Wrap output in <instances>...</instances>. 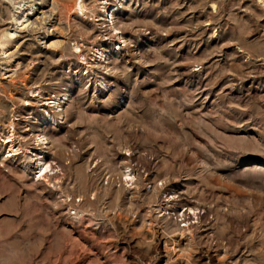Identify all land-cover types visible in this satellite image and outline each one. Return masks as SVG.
I'll return each instance as SVG.
<instances>
[{"label": "rangeland", "instance_id": "rangeland-1", "mask_svg": "<svg viewBox=\"0 0 264 264\" xmlns=\"http://www.w3.org/2000/svg\"><path fill=\"white\" fill-rule=\"evenodd\" d=\"M75 1L0 0V264H264V0H107L115 52L102 0ZM51 93L71 98L53 121Z\"/></svg>", "mask_w": 264, "mask_h": 264}, {"label": "bare ground", "instance_id": "bare-ground-1", "mask_svg": "<svg viewBox=\"0 0 264 264\" xmlns=\"http://www.w3.org/2000/svg\"><path fill=\"white\" fill-rule=\"evenodd\" d=\"M85 1V0H84ZM98 1V0H97ZM123 1H125V0H123ZM81 2H82V0H81ZM81 2H78V3H76V1H75V4H74V9L75 10H79L80 12H81V14H83V12H82V10H83V8H84V4L83 3H81ZM86 2V1H85ZM108 2V1H107ZM118 2L119 3H121V1H119L118 0ZM118 3V4H119ZM95 4V3H94ZM122 4V3H121ZM89 5H90V3H89ZM73 7V6H72ZM89 8V7H88ZM87 8V9H88ZM97 8V7H96ZM104 8V7H103ZM86 8H85V10H87ZM92 10V9H91ZM93 10H94V8H93ZM92 12V11H91ZM94 12V11H93ZM94 16H96L95 14H93ZM95 20H97V18H94ZM112 22V21H111ZM99 26V25H98ZM112 28L113 29H115L116 27H115V23L114 22H112ZM97 27V26H96ZM111 28V27H110ZM112 28H111V30H112ZM119 28V27H118ZM85 47V46H84ZM84 50V49H83ZM82 49L80 50L81 51V53L79 54V56L80 55H82V53L84 52ZM95 52L96 53H99L100 51H99V49L98 48H95ZM105 54V59L107 58V62H108V59H110L111 57V55H112V51H108V52H105L104 53ZM95 57V59H96V57H97V54H96V56H94ZM83 58H85V59H87L86 58V56L85 57H83ZM94 60V59H93ZM85 63H88L89 65H86L85 66V68H87V66H93V65H91L90 63H89V61L87 60ZM107 65V64H106ZM107 66H109V65H107ZM106 69H107V67H106ZM42 91V90H41ZM39 92H40V90H39ZM70 96V94H67V93H64V94H61V95H58L57 97H58V104H55L54 102H52V104H49V102L50 101H47V100H45L46 99V97L44 98V99H41V100H43V102L41 103L42 104V107H43V110L44 111H46L47 112V116L49 117V120H51V121H53L54 119H55V117H59V115L61 116V115H64V112H65V110H64V107H65V105L67 104V101L68 100H70L71 98L69 97ZM44 97V96H43ZM70 98V99H69ZM31 100L32 101H34V99L32 98V96H31ZM27 104H29V102L27 103ZM31 104V103H30ZM34 105H35V103H34ZM37 105V104H36ZM37 107V106H36ZM39 107H40V105H39ZM38 107V108H39ZM62 118V117H61ZM56 122V121H55ZM20 124H21V122H16V125H17V131L15 132V130L16 129H14L13 128V125H15V123L14 122H10V124L8 125V127H6L5 125L2 127V128H4L3 129V131H4V133L5 134H8L9 133V136H8V141H7V143H11V146L9 147V149H8V152L9 153H11V154H9V155H11V156H13V155H15V154H17L16 152L19 150V149H23V148H21V145H20V143H16V137L18 138V139H24V142H28V139H26L28 136H25L24 135V132L22 131H19V129H20ZM11 126V127H10ZM41 128V127H40ZM32 130V128L30 129V127H28V128H26L25 129V131H31ZM27 132V133H28ZM17 135V136H16ZM33 135H34V142H33V144L31 143V146L33 147L31 150H30V154H31V156L29 157V158H31L35 163H36V169H35V171H36V174H35V176H36V178H42V179H46V180H48V179H50V178H58V176H59V174L61 173V169L59 168V166L58 165H56L57 163H54L50 158V154H51V151H50V149H51V145L49 144V141H48V139H47V137H45V135H42V131L38 128H36L35 127V129H34V133H33ZM15 136V137H14ZM5 141V140H4ZM21 141V140H20ZM6 142V141H5ZM19 142V141H18ZM23 143V142H22ZM21 143V144H22ZM46 149H49V151L48 150H46ZM21 151V150H20ZM7 157V156H6ZM30 159V160H31ZM126 167V166H125ZM125 174V170L122 168V171H121V173H120V176H121V178L123 177V175ZM126 174H130L129 172L127 173L126 172ZM60 180V179H59ZM56 181H58V180H56Z\"/></svg>", "mask_w": 264, "mask_h": 264}, {"label": "built area", "instance_id": "built-area-1", "mask_svg": "<svg viewBox=\"0 0 264 264\" xmlns=\"http://www.w3.org/2000/svg\"><path fill=\"white\" fill-rule=\"evenodd\" d=\"M101 3L103 4V7H104V9L102 10L103 11L102 20H104V22H105L104 26H106V27L110 26L112 28L113 27L112 22H114L113 21L114 14L117 12V8H118L117 4L116 3L115 4L109 3V2H107V0H102ZM112 32H113V35H115V40H114V47L115 48L113 50L115 52V51L122 49V47L124 46L125 40H124V37L122 36L121 32L117 28L113 29ZM106 56L104 54V51L100 50V52L97 53L96 61L94 60L95 63L97 64V62L106 61L107 60V58L105 59ZM81 59L83 61L85 60V59H83V56ZM85 61H87V60H85ZM85 61L81 62L82 70H81V65H80L78 68H76L73 71L72 74H73L74 80H76L78 82L79 86L84 87L85 89H88V88L94 89L98 96H102L104 94L106 95L112 87L110 81L103 79V78L101 80H95V78L93 77L92 71H93V67L97 68V65L87 66V68H85L86 65H89L88 63H85ZM105 64H106V62H105ZM102 68H106V65H104ZM104 73H106V72H104ZM44 96L46 97L45 100L50 101L49 104H52V102H54L55 104H58V102H57L58 101V97H57L58 95H56L55 93H51V95L45 94ZM124 170H125V174L123 175L124 176L123 178H127V179L135 178L136 173L133 171V169L130 165L125 167ZM126 172L127 173L129 172L130 174H126Z\"/></svg>", "mask_w": 264, "mask_h": 264}]
</instances>
